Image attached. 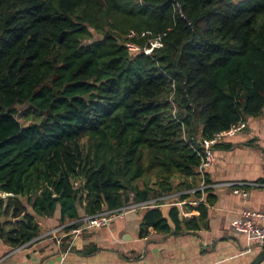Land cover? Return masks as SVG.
Masks as SVG:
<instances>
[{
    "label": "trees",
    "instance_id": "16d2710c",
    "mask_svg": "<svg viewBox=\"0 0 264 264\" xmlns=\"http://www.w3.org/2000/svg\"><path fill=\"white\" fill-rule=\"evenodd\" d=\"M263 109L264 0H0V239L169 196L140 237L205 229L203 140Z\"/></svg>",
    "mask_w": 264,
    "mask_h": 264
},
{
    "label": "crops",
    "instance_id": "0c3cea01",
    "mask_svg": "<svg viewBox=\"0 0 264 264\" xmlns=\"http://www.w3.org/2000/svg\"><path fill=\"white\" fill-rule=\"evenodd\" d=\"M222 140L215 145L214 163L207 170L205 189L212 200L211 204L205 203L207 228L185 229L179 235L150 230L147 236L140 237L144 208H135L106 225L82 229L67 249V238L58 245L54 237L45 234L50 228L73 222L62 221L60 211L56 210L50 217L34 215L41 228L34 239L17 247L0 239V264H248L262 246L252 237L235 231L230 219L242 210L264 211V183L259 180L264 175V109L248 119L243 131ZM233 181H244L247 185L240 188L228 184ZM196 188L182 191L190 193L178 202L183 217L197 216L196 206L206 200L205 191L194 200L191 191ZM6 197L0 192V198ZM253 220L256 225L264 224L258 218Z\"/></svg>",
    "mask_w": 264,
    "mask_h": 264
},
{
    "label": "built area",
    "instance_id": "2783aa9c",
    "mask_svg": "<svg viewBox=\"0 0 264 264\" xmlns=\"http://www.w3.org/2000/svg\"><path fill=\"white\" fill-rule=\"evenodd\" d=\"M159 46H161V43L159 42V38H157L155 41L151 42L149 48L145 49V53H149L153 48ZM130 48L135 49L136 47L130 46ZM245 125L246 123L244 121H239L236 125L232 126L227 131L216 134L213 139L203 140V149L200 154L201 161L198 166L200 183L199 186L196 189H192V191L200 190L202 193L208 186V183L206 182V177L203 175V173H205V170L208 169V167H210L214 161L212 151L209 148V145H212L213 143L220 141L225 137L233 136L236 132L242 130ZM229 185L245 188L243 187L245 186L244 184L236 181L230 182ZM161 199H164V197ZM158 200L159 199L153 198L143 202L129 203L118 209L106 210L96 213L94 215L84 216L73 220L71 224L60 225L50 228L45 234L54 237L58 245H61L63 239L67 238V241H69L67 249H69L70 245L74 242L75 238L82 231V229L106 225L112 219L117 218L123 215V213H125L126 211L135 208L145 209L147 207H161L165 203V201L159 203ZM254 218H258L264 222V211L257 212L251 210H242L236 216L230 219V225L235 231L252 237L255 241H257L259 245L264 246V224L261 226L256 225L253 220ZM76 222H78V225H75Z\"/></svg>",
    "mask_w": 264,
    "mask_h": 264
},
{
    "label": "rangeland",
    "instance_id": "374dc122",
    "mask_svg": "<svg viewBox=\"0 0 264 264\" xmlns=\"http://www.w3.org/2000/svg\"><path fill=\"white\" fill-rule=\"evenodd\" d=\"M18 119H19V121L21 122V124H23V125H24V124H28V123L31 122V120H24L23 117H18ZM245 123H246V122H245ZM245 128H246V125H245V127H244L242 130L236 132L234 135H236V134H238L239 132L243 131ZM234 135H233V136H234ZM223 139H224V138H223ZM221 141H223V140L217 141V142L213 143L212 145H209V148H210L211 151H212L213 159H215L214 147H215V145H216L217 143H219V142H221ZM213 163H214V161H213ZM212 165H213V164H212ZM212 165H211V166H212ZM211 166H210V167H211ZM208 168H209V167H208ZM207 170H208V169H206V170H205V173H203V175H204L205 177H206V175H207ZM241 183L244 184V185H247V182L241 181ZM228 184H229V183H228ZM198 186H199V185H198ZM198 186H197V187H198ZM168 198H169V199H168ZM165 201H166V202L161 206L162 209L170 207V196L167 197V199H166ZM171 204H173V203L171 202Z\"/></svg>",
    "mask_w": 264,
    "mask_h": 264
},
{
    "label": "water",
    "instance_id": "95a60500",
    "mask_svg": "<svg viewBox=\"0 0 264 264\" xmlns=\"http://www.w3.org/2000/svg\"><path fill=\"white\" fill-rule=\"evenodd\" d=\"M264 260V246L248 264H260Z\"/></svg>",
    "mask_w": 264,
    "mask_h": 264
}]
</instances>
